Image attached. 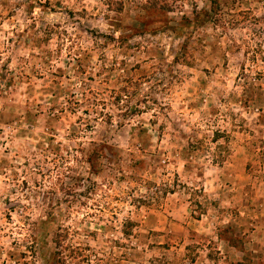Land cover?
Listing matches in <instances>:
<instances>
[{
	"label": "rangeland",
	"instance_id": "obj_1",
	"mask_svg": "<svg viewBox=\"0 0 264 264\" xmlns=\"http://www.w3.org/2000/svg\"><path fill=\"white\" fill-rule=\"evenodd\" d=\"M263 109L264 0H0V264H264Z\"/></svg>",
	"mask_w": 264,
	"mask_h": 264
},
{
	"label": "trees",
	"instance_id": "obj_2",
	"mask_svg": "<svg viewBox=\"0 0 264 264\" xmlns=\"http://www.w3.org/2000/svg\"><path fill=\"white\" fill-rule=\"evenodd\" d=\"M163 6H165V4L163 5ZM165 8V7H164ZM50 84V83H49ZM50 86V85H49ZM52 87V86H51ZM49 89H51V88H49ZM251 87H247V89H244V93H245V99H243V105L244 106H247V105H252V103H254V100H252L253 99V94H252V91H251ZM124 92H125V90L123 89L122 90V93L124 94ZM51 94L53 95V94H55V91H53V93L51 92ZM96 95H98L97 93H90L89 94V91L87 92V93H83L82 94V97H81V100H82V102L83 103H86L87 105H89L90 107H91V110L93 111V112H95V113H98V114H100V115H110L109 113H107V112H104L103 111V108L105 107V105H106V102L104 101V100H99L98 98H97V96ZM125 95V97H128V99H129V97H130V95L129 94H124ZM128 95V96H127ZM75 100H77V99H75ZM250 100H252V101H250ZM67 101H69V103H73V102H71L70 101V98L69 99H67ZM128 101V100H127ZM74 103H76L77 105H79L80 103H79V101H74ZM102 105V106H101ZM98 108H101L100 110H98ZM259 109V108H258ZM257 109V110H258ZM134 110H136V109H134ZM133 110V111H134ZM264 110V109H263ZM258 115H264V111H260L259 113H258ZM108 144H107V142H105V141H101V142H99V143H95V144H93V148L92 149H89V150H87V153H84V154H86V156H83L82 157V161H86L89 165H90V167H91V169L93 168L94 170H97L96 168H95V166H96V164L98 163V160L100 159V158H104V159H106V157H107V159H110L109 157H108V155L107 156H105V149L107 148V150H108ZM263 153H264V149H263ZM83 154V155H84ZM262 161L264 162V155H263V159H262ZM77 180H80V178H77ZM49 201V200H48ZM53 201L54 202H56V203H50V202H48V203H46V207L48 208V210H49V212L50 213H52L53 211H52V209L54 208V204H57V202L59 201V199H57V198H54L53 199ZM59 232H56L55 234H54V247L56 248V250L55 251H53V253L52 254H54L55 256H57L58 258H55V261H57V260H59L61 257H60V255H61V240H60V238H61V236H62V234H61V231H62V229H60V227H59ZM27 249H29V251L34 255V254H36L37 255V252H40V249H36L35 247H33V246H29V247H27ZM39 255V254H38Z\"/></svg>",
	"mask_w": 264,
	"mask_h": 264
}]
</instances>
